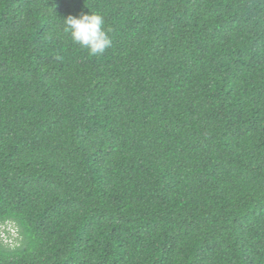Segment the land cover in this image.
<instances>
[{
  "label": "trees",
  "instance_id": "16d2710c",
  "mask_svg": "<svg viewBox=\"0 0 264 264\" xmlns=\"http://www.w3.org/2000/svg\"><path fill=\"white\" fill-rule=\"evenodd\" d=\"M5 223L0 264H264V0H0Z\"/></svg>",
  "mask_w": 264,
  "mask_h": 264
},
{
  "label": "clouds",
  "instance_id": "9594fccd",
  "mask_svg": "<svg viewBox=\"0 0 264 264\" xmlns=\"http://www.w3.org/2000/svg\"><path fill=\"white\" fill-rule=\"evenodd\" d=\"M64 24L71 39L87 49L91 55L101 54L111 46L110 30L105 28L104 17L98 12L68 15L64 18Z\"/></svg>",
  "mask_w": 264,
  "mask_h": 264
},
{
  "label": "rangeland",
  "instance_id": "374dc122",
  "mask_svg": "<svg viewBox=\"0 0 264 264\" xmlns=\"http://www.w3.org/2000/svg\"><path fill=\"white\" fill-rule=\"evenodd\" d=\"M0 238L7 244L14 245L18 239V233L12 223L0 224Z\"/></svg>",
  "mask_w": 264,
  "mask_h": 264
}]
</instances>
